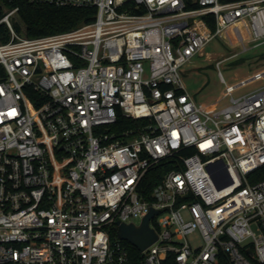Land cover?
<instances>
[{"label":"built area","instance_id":"2783aa9c","mask_svg":"<svg viewBox=\"0 0 264 264\" xmlns=\"http://www.w3.org/2000/svg\"><path fill=\"white\" fill-rule=\"evenodd\" d=\"M189 1L0 0V264H264V68L210 109L179 72L216 36L264 43V0ZM22 4L95 11L27 37ZM150 207L156 238L132 257L109 227Z\"/></svg>","mask_w":264,"mask_h":264},{"label":"rangeland","instance_id":"374dc122","mask_svg":"<svg viewBox=\"0 0 264 264\" xmlns=\"http://www.w3.org/2000/svg\"><path fill=\"white\" fill-rule=\"evenodd\" d=\"M230 34V32H229ZM221 61L216 66V62ZM264 68V43L253 46L251 43L238 42L232 36L214 37L194 55L179 72L186 91L194 101L206 108H216L227 102L228 95L223 93L225 85H233L253 72ZM218 71L224 82L220 81ZM261 81H253L232 92L237 96L257 87ZM138 222L139 219H134ZM192 244L199 243L195 233L188 237Z\"/></svg>","mask_w":264,"mask_h":264},{"label":"trees","instance_id":"16d2710c","mask_svg":"<svg viewBox=\"0 0 264 264\" xmlns=\"http://www.w3.org/2000/svg\"><path fill=\"white\" fill-rule=\"evenodd\" d=\"M186 8L194 7L189 0H185ZM94 7L88 6L85 8H74V7H53L48 5H33V4H22L19 11L20 17L24 23V33L27 37H39L46 36L60 32H66L75 29L81 24L89 23L93 19ZM208 24L209 28H213V20L210 15H204L202 17ZM3 70L0 66V76H2ZM32 98V96L29 94ZM146 122V120H139L134 122L131 119L125 118L121 115L118 116V127H125L130 125H136ZM193 153L192 148H188L184 151V154ZM176 168L175 161L167 159L158 163L157 165L150 168L141 180V186L139 191L144 199L150 201V192L154 185H156L163 174ZM110 240H116V228L114 225L109 227ZM133 257L137 254V250L130 245L128 242L121 240ZM219 264H229L224 256L219 259Z\"/></svg>","mask_w":264,"mask_h":264},{"label":"water","instance_id":"95a60500","mask_svg":"<svg viewBox=\"0 0 264 264\" xmlns=\"http://www.w3.org/2000/svg\"><path fill=\"white\" fill-rule=\"evenodd\" d=\"M230 180L226 179L223 184L229 183ZM156 213V210L149 208L148 212L141 217L138 224L132 222L123 223L116 222V236L119 240H124L130 245L141 251L156 238V232L150 225V219Z\"/></svg>","mask_w":264,"mask_h":264}]
</instances>
